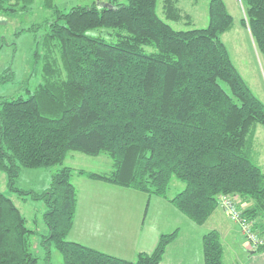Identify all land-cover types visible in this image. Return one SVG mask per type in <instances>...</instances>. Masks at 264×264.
<instances>
[{
  "label": "trees",
  "instance_id": "16d2710c",
  "mask_svg": "<svg viewBox=\"0 0 264 264\" xmlns=\"http://www.w3.org/2000/svg\"><path fill=\"white\" fill-rule=\"evenodd\" d=\"M157 1L107 0L108 7L94 3L66 13L54 9L57 16L45 23L22 93L0 97V171L8 191L43 202L47 230L42 235L30 229L0 190V264H38L32 237H39L45 264H51V249L61 254L63 264L160 263L178 231L163 234L153 252L138 253L135 260L68 240L77 198L73 172L166 199L196 226L228 200L237 212L228 218L241 235V223L251 224L262 244L255 248L245 241L254 252H264V164L253 148L255 127H264V104L221 40L233 18L223 0H210L206 27L176 30L167 21L183 19L177 0H164V18ZM4 2L0 10L13 11ZM240 2L242 26L264 54V0ZM185 19L191 21L188 15ZM97 28L110 29L112 38L87 34ZM39 65L42 73L30 89ZM14 80L11 68L0 73V85ZM70 152L107 155L111 170L101 174L64 166ZM55 166L42 192L16 186L22 168ZM173 177L184 187L169 195ZM202 251L204 264H224L218 231L203 235Z\"/></svg>",
  "mask_w": 264,
  "mask_h": 264
},
{
  "label": "rangeland",
  "instance_id": "374dc122",
  "mask_svg": "<svg viewBox=\"0 0 264 264\" xmlns=\"http://www.w3.org/2000/svg\"><path fill=\"white\" fill-rule=\"evenodd\" d=\"M45 2L51 8H46L44 6ZM99 2L106 3L107 0H31V3H26L24 0H5V2L2 3L3 6L5 8L12 9L13 11L4 12L0 10V43L3 41V44L0 45V73L7 68H11L15 72V80L13 83L0 85V97H11L22 93L19 90L20 85L22 81L31 74L32 52L36 51L38 47L41 49L43 36L45 34V23L52 21L57 16V13H55V11L53 12L54 9L59 10L62 13H66L72 7L91 6L94 3L95 5H98ZM209 2L210 0H198L197 2H194V0H177L176 7L180 9L183 19L180 22L167 21V23L176 30H186L191 27L204 28L208 23ZM223 2L227 11L233 18V26L230 31L224 33L221 36V40L227 47L233 64L241 74L247 86L250 88L252 93L264 104V54L258 51L255 43L249 35V31L242 26L241 21L244 17V13L240 0H223ZM163 5L164 0L157 1V13L162 18H164ZM187 15L191 19V24H189L190 22H188V19H185V16ZM87 34L91 37L112 38L111 36L113 35V31L110 29L97 28L88 31ZM106 40L111 41L112 39ZM144 49L146 51H154L153 48L147 46L144 47ZM43 54L44 53L42 52V55ZM41 68L42 67L39 65L37 72H35V74L30 79V89H33L38 83V77L42 73ZM253 148L258 153V158L264 164V127L261 125H257L255 127ZM110 164L111 160L107 155L102 154L98 157H91L78 152H70L63 163L64 166L70 167L74 170H86L101 174L109 173L111 170ZM55 170H57L56 166L49 170L45 168H22L20 175L16 180V186L26 191L31 190L35 192H42L48 188L50 184L49 174ZM79 177L80 176L76 172L72 173L71 181L73 185L78 184ZM183 187V183L173 177L169 184L168 194L175 195L181 191ZM0 190L5 193V195L9 197L19 208L21 214L26 219L27 226L30 229H33L38 234H46L47 230L43 222V213L45 211V207L42 201H33L31 198H29V196L23 200L15 193L8 191L6 174L1 171ZM127 192H132L133 194V191ZM132 194L122 193V196H118V204H121V214L123 213L124 216L127 214L129 219H132L136 214L137 217L139 216L142 218L143 223L145 221L148 222L147 209L149 207V203H146V201L147 198L149 199L151 197H148L146 194L140 192H136L135 194L137 195ZM137 196L140 199H138ZM163 200L168 202L166 199ZM137 201L139 202L138 211H136L135 207L133 206V203H138ZM227 203L228 200H221L212 215L219 210H223L227 216L231 217L230 214L232 209L224 208V206L227 208ZM144 204L146 206L141 208ZM149 212H151L153 215L155 211H151V209H149ZM93 213L94 215H91L90 213L89 214L92 217L91 220L95 222L99 219V215H95L98 212H95L94 210ZM184 218L190 221L187 217L184 216ZM137 220L138 219L133 221V223L136 225L140 223V221L138 220L137 222ZM206 226L202 225L201 229L206 230ZM141 227L142 225L137 227V230H139ZM174 231L178 230L175 229L167 234L169 235ZM237 235L243 247L246 249L248 246V249H250V245L244 241L245 237L243 238L240 232L237 233ZM111 236H113V234H111V229H109V234H106L105 238H110ZM126 240L130 241V236L127 237ZM136 240L137 238H134V241ZM134 241L127 243H121V241H119L116 245H131L135 243ZM31 242L33 244L32 251L38 257V264H45L44 250L42 247H40L39 237H32ZM139 252L140 250L137 251V253ZM119 258L124 259L122 257ZM50 260L51 264H63L61 254L55 249H51L50 251Z\"/></svg>",
  "mask_w": 264,
  "mask_h": 264
},
{
  "label": "crops",
  "instance_id": "0c3cea01",
  "mask_svg": "<svg viewBox=\"0 0 264 264\" xmlns=\"http://www.w3.org/2000/svg\"><path fill=\"white\" fill-rule=\"evenodd\" d=\"M74 185L77 190V207L72 230L68 235L69 241L118 258L134 260L138 250H140L139 253L153 252L160 236L176 229L178 230L177 236L166 246L159 264H204L202 237L208 231L216 230L223 243L224 264H264V252L258 253L251 248L248 249V246L246 249L243 247L237 235L239 233L237 225L223 210L210 216L204 224L207 225L206 230H202V226H196L188 221L170 203L159 197L148 199L144 195L149 207L147 209L148 222L143 223L142 218L137 217L136 214L129 219L127 214L124 216L120 212L121 204H118V196H122V193L132 194V192H127L132 190H123L98 181L92 182L83 177H79L78 184ZM135 193L133 191L132 195H137ZM137 198L140 199L138 196ZM133 206L138 211L139 202L133 203ZM145 206L144 204L141 208ZM149 209L155 211L153 215ZM93 210L98 212L95 215H99V219L95 222L91 220V215H94ZM136 219L140 221L138 225L133 223ZM140 225L142 227L137 230ZM109 229L114 237L105 238V235L109 234ZM129 236L130 241L137 238L135 243L116 245L119 241L121 243L130 242L126 240Z\"/></svg>",
  "mask_w": 264,
  "mask_h": 264
},
{
  "label": "built area",
  "instance_id": "2783aa9c",
  "mask_svg": "<svg viewBox=\"0 0 264 264\" xmlns=\"http://www.w3.org/2000/svg\"><path fill=\"white\" fill-rule=\"evenodd\" d=\"M227 208L228 209H232V211H231V213H232V215L234 216V217H237V212H236V210H235V208L234 207H232V205L228 202L227 203ZM241 227H242V229H243V237H245V239L247 240V241H249V243L253 246V247H257L259 244H262V240L261 239H259V237L258 236H256V234L255 233H252L251 231H250V227H251V224H248V225H246L245 223H241Z\"/></svg>",
  "mask_w": 264,
  "mask_h": 264
},
{
  "label": "water",
  "instance_id": "95a60500",
  "mask_svg": "<svg viewBox=\"0 0 264 264\" xmlns=\"http://www.w3.org/2000/svg\"><path fill=\"white\" fill-rule=\"evenodd\" d=\"M98 6H99V8H103V7H108L109 4H107V3H100L99 2Z\"/></svg>",
  "mask_w": 264,
  "mask_h": 264
}]
</instances>
